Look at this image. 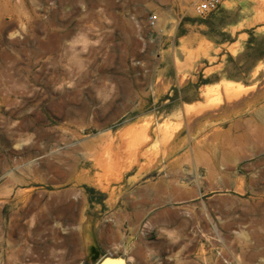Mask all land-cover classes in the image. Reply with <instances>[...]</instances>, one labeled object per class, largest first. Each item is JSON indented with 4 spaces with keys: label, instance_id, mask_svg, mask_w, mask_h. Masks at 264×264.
Masks as SVG:
<instances>
[{
    "label": "rangeland",
    "instance_id": "374dc122",
    "mask_svg": "<svg viewBox=\"0 0 264 264\" xmlns=\"http://www.w3.org/2000/svg\"><path fill=\"white\" fill-rule=\"evenodd\" d=\"M237 1L0 0V264H91L88 221L169 174L174 206L234 207L215 254L264 264V0ZM222 80L250 89L186 120Z\"/></svg>",
    "mask_w": 264,
    "mask_h": 264
},
{
    "label": "crops",
    "instance_id": "0c3cea01",
    "mask_svg": "<svg viewBox=\"0 0 264 264\" xmlns=\"http://www.w3.org/2000/svg\"><path fill=\"white\" fill-rule=\"evenodd\" d=\"M237 2L225 0L220 9L234 8ZM128 184L120 207L104 218L101 229H95L102 254L122 256L127 264H234V252L220 256L212 248L234 246V216H230L234 207L174 206L196 197L175 174ZM144 225L148 234L143 233ZM250 226V240L241 245L253 248L257 262L259 228ZM244 257L250 261L251 257Z\"/></svg>",
    "mask_w": 264,
    "mask_h": 264
},
{
    "label": "bare ground",
    "instance_id": "6f19581e",
    "mask_svg": "<svg viewBox=\"0 0 264 264\" xmlns=\"http://www.w3.org/2000/svg\"><path fill=\"white\" fill-rule=\"evenodd\" d=\"M184 2L185 4H188L189 0H184ZM179 76H182V74ZM221 86H222L221 90H219L218 87L211 88L207 91H204L206 90L204 89L203 90L204 92H202L203 101L199 103L197 102L198 104H196L195 106H189V105L183 106L182 113L184 114V118L188 120L189 118H191L190 117L191 114L203 113L206 110L216 108L218 105H221L222 103H229V102L231 103V101H234L235 99L239 98L242 94L246 93L247 90L250 89V88L247 89L243 85L237 82H232L230 80H222ZM144 133H145V140H148L149 136L145 130Z\"/></svg>",
    "mask_w": 264,
    "mask_h": 264
},
{
    "label": "water",
    "instance_id": "95a60500",
    "mask_svg": "<svg viewBox=\"0 0 264 264\" xmlns=\"http://www.w3.org/2000/svg\"><path fill=\"white\" fill-rule=\"evenodd\" d=\"M96 217L93 216L83 228L85 242L86 262L91 264H127L122 256L102 254L96 238Z\"/></svg>",
    "mask_w": 264,
    "mask_h": 264
},
{
    "label": "built area",
    "instance_id": "2783aa9c",
    "mask_svg": "<svg viewBox=\"0 0 264 264\" xmlns=\"http://www.w3.org/2000/svg\"><path fill=\"white\" fill-rule=\"evenodd\" d=\"M225 0H194L193 1V12L195 16L199 18H203L218 9L223 5ZM156 15H150L148 18V23L150 26L154 27L156 24ZM143 233L148 234V229L144 225L143 226Z\"/></svg>",
    "mask_w": 264,
    "mask_h": 264
}]
</instances>
